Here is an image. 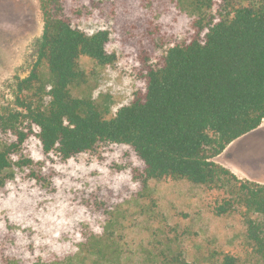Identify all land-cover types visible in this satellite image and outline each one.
<instances>
[{
  "label": "trees",
  "instance_id": "16d2710c",
  "mask_svg": "<svg viewBox=\"0 0 264 264\" xmlns=\"http://www.w3.org/2000/svg\"><path fill=\"white\" fill-rule=\"evenodd\" d=\"M40 3L36 60L28 76L13 80L12 102L0 107V189L15 165L31 162L14 156L35 130L43 151L63 160L102 144H126L140 161L133 179L144 185L173 178L219 191L214 214L238 213L247 247L264 261V183L241 179L215 160L264 120V0H122L124 29L138 35L145 86L110 118V95L97 101L72 88L87 82L82 56L100 66L116 62L107 49L111 31L76 27V0ZM157 15H186L193 33L152 65ZM112 226L110 220L102 233L82 230L74 247L45 252L14 228L1 230L0 264H123L125 249ZM143 254L140 264H240L235 254L217 250L191 261L169 241Z\"/></svg>",
  "mask_w": 264,
  "mask_h": 264
},
{
  "label": "rangeland",
  "instance_id": "374dc122",
  "mask_svg": "<svg viewBox=\"0 0 264 264\" xmlns=\"http://www.w3.org/2000/svg\"><path fill=\"white\" fill-rule=\"evenodd\" d=\"M76 1L81 15L73 24L88 33L109 29L107 49L117 60L100 66L82 56L87 82L72 91L75 96L91 94L97 101L110 95V118L145 86L144 64L134 43L138 35L124 29L122 19L127 14L121 12L126 10L122 0ZM155 23L159 29L152 65L169 47L190 39L193 33L186 15H157ZM43 27L40 0H0V107L13 100L15 77L30 74ZM36 132L14 156L15 161L31 162L15 165L14 177L0 189V231L12 227L38 250L61 251L74 247L82 230L102 233L111 220V230L125 249L123 264H140L145 248L162 247L166 241L184 249L191 261L217 250L235 254L240 264H264L246 245L240 215L214 214L219 191L173 178L151 179L144 185L133 179L132 167L140 161L126 144H102L63 160L43 151ZM215 160L241 179L264 183V120Z\"/></svg>",
  "mask_w": 264,
  "mask_h": 264
},
{
  "label": "crops",
  "instance_id": "0c3cea01",
  "mask_svg": "<svg viewBox=\"0 0 264 264\" xmlns=\"http://www.w3.org/2000/svg\"><path fill=\"white\" fill-rule=\"evenodd\" d=\"M227 148H228V147H227ZM227 148L223 151V153L226 152Z\"/></svg>",
  "mask_w": 264,
  "mask_h": 264
}]
</instances>
